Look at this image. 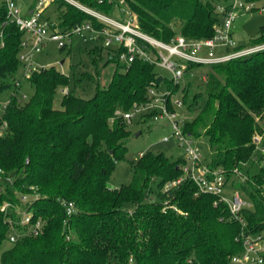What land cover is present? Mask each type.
<instances>
[{"label": "trees", "instance_id": "trees-1", "mask_svg": "<svg viewBox=\"0 0 264 264\" xmlns=\"http://www.w3.org/2000/svg\"><path fill=\"white\" fill-rule=\"evenodd\" d=\"M76 1L108 16L119 4V0ZM122 1L139 29L162 42H170L177 34L190 39L211 37L221 22L219 16L223 17L218 6L229 3ZM53 2L58 4L57 23L43 16ZM49 5L42 17L50 28L69 31L85 21L102 25L66 0H51ZM23 39L24 32L7 17L5 0H0V90L16 81ZM251 42H264V27ZM92 47L88 55L96 71L104 51L105 64L116 65L107 87L97 86L93 96L85 99L75 93L82 77L71 84L55 66L38 67L27 79L33 89L28 100L14 93L3 108L0 176L11 178L12 183L0 181V246L11 232L7 216L20 218L14 216V208L7 213L2 210L4 202L29 210L31 224L38 219L43 223L37 233L17 224L19 237L1 252L0 264H230L231 257L243 250V235L264 237V166L252 173L242 169L263 158L255 154V137L264 136V49L206 65L203 90L192 95L187 92L191 71L202 64L189 63L182 87V101L189 111L203 100L194 118L184 121L183 129L190 136L208 138L207 164L222 168L227 180L235 175L234 169L246 176L236 186L249 203L239 212L243 224L226 203L214 205L218 198L200 192L189 178L166 188L184 176L185 158L143 153L131 164V181L109 187L108 178L116 161L123 159V141L130 134L115 111L144 105L150 100L148 88L158 89L162 82L171 94L180 85L163 77L158 83L156 65L139 57L126 68L118 60L123 47L95 43ZM92 52H98V57ZM87 75L92 81V75ZM58 88L68 91L57 108ZM167 105L173 109L169 101ZM23 195L30 197L27 202H22ZM69 203L75 211L70 215ZM126 203L133 204V209H125Z\"/></svg>", "mask_w": 264, "mask_h": 264}, {"label": "built area", "instance_id": "built-area-1", "mask_svg": "<svg viewBox=\"0 0 264 264\" xmlns=\"http://www.w3.org/2000/svg\"><path fill=\"white\" fill-rule=\"evenodd\" d=\"M66 1L95 17L102 25L95 27L90 21H85L74 26L69 31H60L57 28H50L49 22L42 17L44 2H38L30 15L23 16L14 0H5L7 17L11 21H14L26 36L22 41V52L19 54V59L26 69L24 78L28 79L31 72L39 67L34 64L32 58L34 53L39 52L47 41L56 42L57 46L61 48L71 42L73 36L104 47H123L118 52V60L126 68L136 57H139L144 61L162 66L169 72L170 80L174 84L179 85L184 82L189 63L211 65L264 49V45L236 49L237 45L232 38L231 26L240 12L254 10L264 12V6L256 8L254 2L251 1L233 0L226 5L218 6V10L223 12V20L215 26L211 37L190 39L177 34L170 42H162L143 33L137 25L136 17L129 11H127V16L123 20H120L78 4L74 0ZM99 1L101 2L102 0ZM14 85L16 87L20 86V81L16 80ZM147 92L150 98L147 103L141 106L134 105L128 111L116 110L115 116H120L129 123L135 115L141 114L147 108L155 107L156 104L161 103V107L153 112L152 118L154 120L166 118L171 124L172 134L177 145L184 148L186 152V158L182 165L184 176L168 183L166 188L179 183L185 178H189L196 184L200 192L210 193L218 198L214 202V205L217 204V201L226 203L231 215L244 224V220L239 216V212L243 207L248 206L249 203L238 192H233L231 196L224 194V188L228 180L223 169L210 168L207 162L203 160L197 148L193 146L190 135L185 133L183 129L184 120L177 117L173 109L168 108L167 101H169L172 107L173 105L178 108L182 107L184 105L182 98H172V94L168 89L166 93H160L158 89L151 87L148 88ZM63 93H67V90L64 89ZM22 97L25 98L26 95ZM5 105L6 103L2 105V108ZM163 141L168 142L169 138L165 137ZM261 141L262 138L260 136L255 137L257 149H261V153L264 156V147H260L259 145ZM234 173L241 181L246 179V176L237 169H234ZM3 180L7 183H12L11 178L0 176V181ZM29 198L28 195H23L21 200L24 203ZM11 206L6 201L3 203L1 209L6 213L10 211V208H16L17 213L21 209L23 210V214L19 216L18 220L7 216V220L11 226L8 238L10 243L16 241L19 237V232L16 228L17 224L28 225L30 231L36 233L42 228L43 222L40 219L33 224L30 223L31 212L29 210L15 205ZM73 212H75L74 206L72 203H69L67 214L70 215ZM242 240L243 250L231 257L230 264H262L264 237L261 234H247L243 235Z\"/></svg>", "mask_w": 264, "mask_h": 264}, {"label": "rangeland", "instance_id": "rangeland-1", "mask_svg": "<svg viewBox=\"0 0 264 264\" xmlns=\"http://www.w3.org/2000/svg\"><path fill=\"white\" fill-rule=\"evenodd\" d=\"M19 8L23 11L25 3H37L39 0H14ZM76 3L80 4L78 1L74 0ZM233 0H227V2H232ZM256 8L264 6V0L253 1ZM127 5L119 0V4L114 7L113 12L110 14L111 17L120 18L126 17ZM58 4L51 3L43 13L44 17H48L50 21L57 23L58 20ZM220 21L223 20L222 16H219ZM264 27V12L259 10H254L250 12H240L238 17L234 20L231 26L232 38L237 46H244L247 48L263 46V43H252L251 40L256 38L260 33V28ZM26 37V36H25ZM118 45V44H117ZM116 46V45H115ZM91 41H83L77 36H73L71 42L67 43V47L63 50L57 46L56 42L47 41L43 48L34 53L33 62L39 67H50L55 66L57 69L65 73L71 84L74 79L82 77L83 80L80 82L76 88L75 93L85 99L90 98L95 93L96 87L105 88L107 87L111 76L115 70V63L107 61L106 51L102 52V60L100 59L96 67L92 64L90 56L88 55V50L92 49ZM93 56L98 57V52H92ZM207 69L206 65H201L196 67L191 71L192 83L188 84L187 92L192 95L195 92H200L203 90L205 84L202 81L204 79V71ZM25 67L20 64L19 69L16 73V80L20 81V86L16 87L14 85V80H11V86L0 90V118L3 114L2 105L7 103L12 95L16 93L17 97L21 100L26 101L31 96L33 89L28 83L27 79L24 78ZM155 72L158 76L170 79V74L162 66L156 65ZM192 73L194 76H192ZM86 74L92 75V81L88 80ZM202 79V80H201ZM182 87L183 83L180 84V88L177 92L172 94V98L180 97L182 98ZM72 88V85H70ZM64 90V89H63ZM63 90L58 88L54 97V106L60 107L61 99L63 97ZM68 91V88H65ZM160 93H166L167 87L166 82H162L158 86ZM26 95L25 98L22 96ZM203 103V100L193 106L192 110L189 111L185 105L178 108L173 105V110L175 111L177 117L183 119L184 121H191L196 113L198 112L199 105ZM161 107V103L156 104L155 107L147 108L141 114L135 115L131 122H126V125L130 131V134L126 139H124V144L126 146V151L124 153L123 159L117 160L115 167L108 178V185L111 188H116L122 184H127L131 181V164L136 163L139 160L140 154L153 152V153H165L171 159L176 160L178 158H186V152L184 148L177 145L173 134L172 127L166 118L154 120L152 118L153 112ZM150 115L149 117L147 115ZM165 137L169 138L168 142H164ZM193 141V146L202 155L205 162L210 160V148L208 138L204 135L200 137L190 136ZM260 147H264V136L262 138ZM256 155H260L261 149L256 150ZM264 166V156L262 159L253 161V164L243 165L242 169L245 171L247 169L250 172H255L259 167ZM234 180V182H233ZM241 179L237 175H233L230 180L226 183L224 188V194L226 196H231L233 192H238L241 196L239 189H236L237 183H240ZM125 209L132 210L133 204L126 203L123 206ZM14 216L23 214V210L17 209L13 210ZM10 246V242L5 240L0 246V256L1 252Z\"/></svg>", "mask_w": 264, "mask_h": 264}, {"label": "crops", "instance_id": "crops-1", "mask_svg": "<svg viewBox=\"0 0 264 264\" xmlns=\"http://www.w3.org/2000/svg\"><path fill=\"white\" fill-rule=\"evenodd\" d=\"M38 2H44V8H46L49 3L51 2V0H39L37 1V3H25V7L23 8V11L20 8L21 14L23 16H28L32 13V11L34 10V8L36 7V5L38 4Z\"/></svg>", "mask_w": 264, "mask_h": 264}, {"label": "water", "instance_id": "water-1", "mask_svg": "<svg viewBox=\"0 0 264 264\" xmlns=\"http://www.w3.org/2000/svg\"><path fill=\"white\" fill-rule=\"evenodd\" d=\"M157 82H158V83H161V82H162V77H161V76H159V77L157 78Z\"/></svg>", "mask_w": 264, "mask_h": 264}]
</instances>
